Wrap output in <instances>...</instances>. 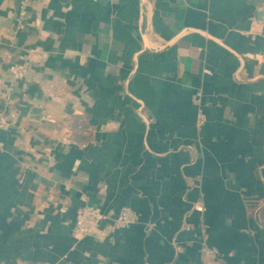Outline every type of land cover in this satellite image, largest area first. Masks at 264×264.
Segmentation results:
<instances>
[{"label": "crops", "instance_id": "0c3cea01", "mask_svg": "<svg viewBox=\"0 0 264 264\" xmlns=\"http://www.w3.org/2000/svg\"><path fill=\"white\" fill-rule=\"evenodd\" d=\"M203 231L264 264V0H0V264H205Z\"/></svg>", "mask_w": 264, "mask_h": 264}, {"label": "built area", "instance_id": "2783aa9c", "mask_svg": "<svg viewBox=\"0 0 264 264\" xmlns=\"http://www.w3.org/2000/svg\"><path fill=\"white\" fill-rule=\"evenodd\" d=\"M27 17V11L22 8L17 17V28H22L25 24ZM13 80L11 84L6 88L4 97L7 102H12L15 92V83L23 75V70L18 68H12ZM201 93L197 92L194 95V102L198 106L197 123L202 126L206 117L200 106ZM198 210L203 211L204 206L197 207ZM138 214L131 208L125 207L120 214L114 219V225L118 227H128L138 220ZM106 218L105 214L95 206H87L79 210L75 225V234L77 237L86 236L96 233V229L102 220ZM102 235L108 234L106 230L101 231ZM201 252L204 258L205 264H226L221 256L220 250L209 244L207 233L203 231L200 236Z\"/></svg>", "mask_w": 264, "mask_h": 264}]
</instances>
